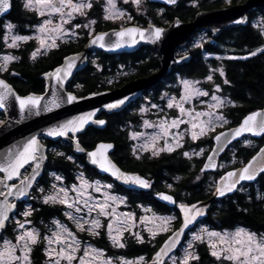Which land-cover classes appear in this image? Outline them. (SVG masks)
<instances>
[{"label": "snow or ice", "instance_id": "obj_1", "mask_svg": "<svg viewBox=\"0 0 264 264\" xmlns=\"http://www.w3.org/2000/svg\"><path fill=\"white\" fill-rule=\"evenodd\" d=\"M129 0H124V3H128ZM176 0H168V3H175ZM227 3H231V0H226ZM132 3L137 5L138 10L139 6L142 3V0H132ZM9 0H0V13H4L9 8ZM26 8L30 10H35L40 16L59 14L61 18V23L56 24L52 27L51 19H45L41 25H39V35L36 37L39 41L41 48H55L58 47L56 41L67 34V30L64 29L63 25L67 24L72 18L74 13L80 15H86V11L93 7L92 0H34V5L32 0H28V3L25 4ZM67 9V11H65ZM105 20H116L119 18L125 17L126 13L120 10L117 7L116 0H106V6L104 8ZM128 20H131V16L127 17ZM235 23H242V20H236ZM95 20H91L89 24L83 25V27H89V25H94ZM178 23V22H177ZM258 27H264V18L257 24ZM14 26L8 24L7 28L9 31L12 30ZM81 25L76 24L74 28H80ZM94 29L90 30L91 32ZM164 34V29L160 27H155L149 23L147 29H142L138 27H127L122 28L120 31L116 32L115 35L119 37L115 42H107L105 40L106 33L96 34L92 39V44H98L101 48H104L106 45L110 48H120L124 41L125 37H129L132 44H135L136 37L138 36L140 40H148L155 42L161 39ZM264 34V33H262ZM32 37L23 36V35H13L11 36V43L8 44V47L15 48L18 46V41H27ZM9 39L8 35H5V42ZM203 39V37L201 38ZM48 41H51L49 44ZM196 47H203L202 43H198ZM39 51V49H37ZM257 53H264V47L257 48L255 51L249 52V56H255ZM36 52H33L32 56H36ZM230 59H237L238 57H229ZM247 58V57H241ZM4 63L0 64V72L7 70L8 62L17 59L11 55H4L2 57ZM79 59L76 57H66V63L61 67H58L52 73H45L46 76L55 77L57 81V86L52 92L53 99L49 104L41 106V96L29 94L25 97H21L14 93L10 85H8L3 79H0V109L6 107V101L10 96H14L15 101L18 102L19 111L22 118L27 116H39L41 112H51L54 108L58 109L63 103L72 104L78 99H83V97H78L72 93H67L66 97L61 95L64 84L63 82L72 75V69L76 66V61ZM181 59H186L185 56H181ZM217 71V70H212ZM221 76H224L225 73L222 69L218 70ZM206 79L208 81L213 80V75L209 74ZM184 94L180 97L179 101H175L174 98L170 99L168 107L172 108L174 105L179 109L181 117L188 116L190 117V129H186V133H190L191 139L193 141L197 140L200 136L205 135L208 131H214L217 125L227 124V119L217 112L213 111L214 109L221 108L225 106L226 103H231V101H226L225 98H222L216 94L211 96L213 104L209 105L210 111L207 112H196L194 110L185 109L183 104L191 100L194 96H208L209 92L203 91L200 88L195 87V84L199 83L198 81L193 82L189 80H183ZM224 83H228L227 80ZM80 87V85H77ZM220 91V85H216V92ZM128 97L124 99L117 100L114 103L105 104L106 109L112 110L117 109L125 103ZM153 107H158L153 105ZM96 111L99 109L82 113L79 116L72 117L70 119L64 120L57 123L56 125L50 126L45 129V134L49 137H67L69 133L73 135L69 139H75V134L80 132L85 125L91 123L97 125H104V120L93 119L96 115ZM145 111L141 109V112ZM201 117H207L205 120H201ZM185 121L180 117H177L171 121V124H168L167 121H161L160 124L154 125L148 121H145L144 124L146 127H155L159 129V132L147 137L144 140V143L141 145V151H150L153 157L157 156L161 151L167 150L168 152H173L177 147H183L180 143L182 137L180 134H176L177 138L173 143H169L167 137L172 135L170 133V128H178L179 124L184 123ZM6 121L0 120V124H5ZM242 133H251L254 136H260L264 134V112H252L250 115L244 117L243 121L239 124L234 130H229L228 132H220L214 137L217 142L218 147L213 148V153L223 150L225 143H230L232 139L241 136ZM142 133H132V138L137 139L141 137ZM164 139V147L157 148L156 144L159 140ZM250 143V141H246ZM113 148V145L110 143H100L95 150L88 152L87 156L91 160V163L97 165L101 170L105 172H110L116 179L121 180L125 184L137 185L141 188H149L150 182L146 179H143L139 175L127 174L122 172L115 164L112 163L110 159L107 158L106 152L108 149ZM43 145L37 139L36 136H31L26 140V142L18 147L15 151H9L4 158L3 163H0V172L5 173L4 179L0 180V184H3L5 188L8 189L7 196L13 195L12 189H15V197L20 198L28 195V189L32 187L33 181H36L37 177L40 175L41 161L45 158L42 153ZM77 151H84L83 148L79 146V141L76 144ZM134 155L139 159L140 156L137 155V149H133ZM204 150L200 149L199 153H193V155L203 154ZM39 154V155H38ZM57 155L63 156V153H57ZM185 157L191 158L188 152H184ZM69 160L72 159L71 156L67 157ZM213 156L208 157V162L201 169L203 172L205 169L215 167L212 163ZM34 162L32 166V171L23 175V178L20 180L19 186L16 184L8 185L4 181L12 180L13 177L21 176L20 169L25 165ZM259 173H264V148H261L259 153L256 156L252 157L247 164L243 167L236 169L235 171H229L221 177L220 182L217 183L214 195H219L221 197L225 196L226 193L232 192L237 188V185L241 181H251L254 180ZM57 181H62V177L56 176ZM199 179V177H197ZM91 185L87 184L83 180V174H81V185L79 187L73 186L71 191L77 193V198H74L72 201L68 199L69 189L65 187L57 188L55 184L52 185L53 191L48 195L43 197V202L45 204H62L69 209H74L76 214L81 213L85 208L87 209V214L91 215L92 212L96 211L98 216H112V220H109L107 223V234L109 239L113 241L114 246L119 248H124L125 244L121 242L124 231H129L132 227L135 226L134 214L133 213H122L120 216L115 215V209L112 208V211L109 212L107 209L111 207L109 201L115 203L116 197L108 195L103 203H90L89 198L83 200L81 204L80 197L83 196L84 190L86 187ZM106 188H111L112 185L104 186ZM168 188H171L172 185H168ZM40 191L43 193L44 189L41 188ZM95 191L99 192L100 187H96ZM5 195L3 192H0V196ZM160 198L164 201L170 203H176L171 195H164L162 193L158 194ZM123 202V201H121ZM181 213L183 214V221L181 227L177 229L169 238L164 242V245L157 251L152 257L151 264H168L163 257H169L170 264H189L190 260H198V255L195 254L193 241L203 242L205 236L208 238V244L213 251L211 255L216 257L217 260L224 259L231 261L232 264H264V234H257L245 229H237L233 233L228 232H216L210 231L207 228H201L199 232H192V241H190L186 247L182 249L183 255L177 256L174 254V250L177 249V246L180 244L182 235H184L185 229H190V226L198 220L199 217L205 215V210L203 208L197 207L196 204H179ZM16 208L14 203L7 201L5 197L4 202L0 203V228L5 226V222L9 219V212ZM32 209L30 206L27 210L23 211L21 215L25 218L32 214ZM66 216L69 219L75 221L77 229L80 231H87L90 235H99L97 231L101 228V223L99 219L92 218L91 220L85 219L84 216L74 215L73 212H66ZM177 219L176 217H153L152 220H149L148 217H141L140 223L145 224L146 230L150 233L151 237L154 239L159 231H168L173 220ZM155 220H159V224H155ZM131 221V223H130ZM19 229L23 231L16 236V243L13 244L11 241H3V249L0 250V264H30L29 255L32 251V245H35L40 236L39 233L34 229H25V224H30L31 221L25 219L24 222L19 220L16 222ZM114 223L116 227L114 228ZM57 230L53 231L50 236H45L43 239L47 242L48 247L45 252L49 257V264H61V261H64L65 264H73L74 260H78V264H86L85 257L91 256L93 260H97L103 256V251L99 249H92L91 251L85 249L82 256L77 257L76 253L80 251V242L74 237V234L67 229L63 224L56 222ZM148 224H155V231L153 227H149ZM135 235L139 243H144V239L139 233H132ZM69 237L71 241L69 242ZM55 244L58 246V251L56 248L51 246ZM218 245H220L219 249ZM19 252V255H17ZM171 254V255H170ZM100 264H112L111 259H104L100 261ZM120 264H148L144 256H140L133 260H124L121 258Z\"/></svg>", "mask_w": 264, "mask_h": 264}, {"label": "trees", "instance_id": "obj_2", "mask_svg": "<svg viewBox=\"0 0 264 264\" xmlns=\"http://www.w3.org/2000/svg\"><path fill=\"white\" fill-rule=\"evenodd\" d=\"M200 6L207 5V0H201ZM209 1V0H208ZM198 11L196 6H189L185 11L176 10L173 14L182 16V19H189ZM96 23V31L101 29L100 17ZM14 23L18 31L23 33L26 24H33L36 19V14L28 9H25L19 2L12 0L10 13L5 18H0V54L7 50L15 54L14 61L7 65V70L0 72V77L5 79L16 92L20 95L28 93H42L46 88L45 73L51 72L58 67L63 59L82 49L83 44L88 37L83 36L75 41L59 43L58 47L51 48L47 52L36 57H31L30 52L33 48V42H24L18 47L8 48L4 42L5 22ZM229 40L233 41L232 51H229L222 61V65L227 77L228 83L221 84L222 92L226 93L233 101L234 105L227 108L224 115L233 119V123H238L247 113L262 107L264 103V53H257L255 56H249L248 53L255 51L257 48L264 47L262 38L256 31H251L247 26L240 30H231L228 33ZM211 45L205 46L209 49ZM202 50L199 48L191 52V59L186 65L189 72L200 71L206 72V65L201 58ZM210 50V49H209ZM138 53L113 55L103 52L96 54L100 69L92 65L90 62L87 66L70 81L67 85V90L74 92L77 96H83L90 92L112 88L113 86L105 85L103 76L107 72H111L119 66L120 63L134 62L137 59ZM229 57H238L230 59ZM247 57V58H241ZM155 60L150 59L146 64L154 65ZM80 85V87H77ZM120 82L116 84L119 86ZM3 118V114L0 113ZM103 118L106 120V125L103 129H97L89 126L83 133L78 135V141L86 149L93 148L100 141L113 143L114 149L111 158L118 164V145L119 131L118 121L119 113L111 114L103 113ZM47 144L51 146V150L47 153V158L44 164L43 175L38 182V186L46 189L49 186L51 177L49 173L54 172L63 178L65 184L75 183L76 174L80 173L88 180L106 181L109 178L100 175L94 167L85 163L84 155H73L71 145L68 142L58 140L49 141ZM264 144V134L254 140V148L252 146H239L238 144L230 147L236 151V156L243 160L250 157L257 146ZM63 153V156L57 155ZM71 156L69 160L67 157ZM227 157V155H224ZM244 187V189H240ZM230 196L221 199L216 204L212 205L206 218L203 220L205 224L215 229H227L234 226H242L256 233L264 234V173H261L256 180L248 182L240 186ZM35 191L32 193L35 196ZM117 193V189L112 190ZM30 199V207L34 209L29 216V220L39 228L47 225L52 219L65 220L62 205L45 204L36 198ZM208 196V192L205 197ZM25 202L20 201L17 205V212L20 216ZM121 209V208H120ZM156 213L159 214H174L177 219L173 221L174 229L178 227L179 215L175 211L172 213L166 207H156ZM137 213H139L137 211ZM12 221V220H11ZM9 221L2 231L3 235L14 239L13 223ZM83 236V235H82ZM144 243H139L133 236H126L123 239L124 248H114L105 236V232L101 231V235L95 237H87L92 239L94 244L103 248L108 254L121 255L126 258L136 256H144L148 260L150 255L165 239V235H158L155 238H150L142 233ZM86 238V237H85ZM187 236L185 237V239ZM195 254L198 255V260H190L189 264H215L216 260L209 252L208 247L204 243H196L194 246ZM31 264H47L44 253V244L41 241L32 245L30 253Z\"/></svg>", "mask_w": 264, "mask_h": 264}, {"label": "flooded vegetation", "instance_id": "obj_3", "mask_svg": "<svg viewBox=\"0 0 264 264\" xmlns=\"http://www.w3.org/2000/svg\"><path fill=\"white\" fill-rule=\"evenodd\" d=\"M244 1L245 0H231V3L229 4L226 0H207V5L201 7L200 5L204 3L201 0H177V2L172 5L146 0L145 3L149 9L146 15L139 16L136 14L134 15L135 20L132 23L129 22L123 25L113 24L106 21L101 24L100 30L104 31L110 28H122L131 24L139 27H146L149 23L155 27L167 28L175 19L188 22L194 18L198 11L226 8L232 5L242 4ZM189 6H196L198 8V11L192 18L184 20L182 19V16L173 14L176 10L183 12ZM262 18H264V7L256 9L252 8L246 13L243 24H239L220 32H214L207 29L197 30L193 34L190 42L184 47H177L174 52V57L177 59H180L181 56H185V54L186 57L188 56L189 58L186 61L171 67V69L166 72L154 86L141 93L135 100L128 102L120 108L118 111L119 145L117 166L124 173L141 176L143 179L148 180L151 185L149 188H141L137 185L125 184L118 179L116 181L111 179L106 180L105 182L111 184L113 189L118 190L115 194L120 197L121 201H123L121 207L129 211H140L143 208H148L155 212V209L158 206L161 208L166 207L174 213L176 211L175 206L168 207L162 204L155 198V194L159 192L170 194L176 201L175 205L191 204L204 200L211 195L216 181L224 172L242 165L249 158L243 160L241 157L236 156L238 154H236V151L230 146L238 144L239 146H252V148H254L256 146H254V140L258 139L262 134L258 137H251L246 134L227 143L220 152L215 167L207 168L202 172L201 169L206 164L207 155L213 147L214 136L221 130L234 126L237 123L234 124L233 119L225 115V118L228 121L227 124H223L222 126L217 125L214 131H208L205 135L200 136L197 140L193 141L190 133L185 132L186 129H190L191 127L189 122L191 118L188 116L181 117L179 109L175 107V105L172 108H169L167 105L170 99L174 98L175 101H179L180 97L184 94L183 80L198 81L199 86L201 85L202 89L205 90L208 81L206 77L209 74H212L213 80L208 81V83L217 84L221 87V84H224L227 77L226 74L221 76L218 70L222 69L224 71L222 61L227 53L232 51V48L234 47L233 41L229 40L227 36L229 31L240 30L247 26L251 31L254 30L261 35L262 45H264V34H262L264 33V27L257 26ZM96 28L95 25V29ZM202 37L203 39H201ZM198 43H202L203 47H196ZM208 44L211 45L209 47L210 50L205 49V46ZM199 48H204V50H202L201 58L205 62L206 72H189V68H187L186 65L192 57L191 52ZM133 52L138 53L137 59L134 62L120 63L121 66L125 67L130 72V75L127 77H122L120 85L137 77L149 76L161 68L160 59L162 56L150 45H139V47L132 52L113 55L130 54ZM150 59H153L156 62L154 65H148L146 67V64L144 63H147ZM214 69L217 71H212ZM221 94H223L224 97L230 98L226 93L221 92ZM207 100L208 102H212L207 96H194L191 100L185 102L183 106L185 109L194 110L196 112H207L209 111V107H207L206 104ZM232 102V105H226L224 108L221 107L220 110L225 112L227 108L234 105L233 100ZM153 105H157L158 107H153ZM141 109H144L145 111L141 112ZM103 113L104 112H102L98 118H103ZM177 117H180L185 122L179 124L178 128H170L169 131L172 135H169L167 140L171 144L177 138L176 134H180L182 137L180 143L183 147H177L173 152H168L167 150L161 151L155 157L151 155L150 151L146 152L140 150L141 145L147 137L159 132L158 128L146 127L144 124L145 121L154 125L160 124L161 121H167L168 124H171V121ZM200 119L205 120L206 117H201ZM132 133H142L143 135L137 139H133ZM47 140L49 139L42 138V142L50 151L51 146L47 144ZM246 141H250L251 145L245 144ZM260 146L258 145L256 150ZM156 147L163 148L164 139L159 140ZM134 148L137 149V155L140 156L139 159L134 155ZM200 149L204 150L203 154L193 155V153H199ZM184 152H188L191 158L185 157L183 155ZM224 155H227V157H224ZM230 155H234L237 158V162L227 169L216 170L217 164L227 159ZM29 168L30 166L25 168L23 175L28 172ZM210 176H212V178H210ZM197 177H199V179H197ZM244 184L246 183L239 184L237 188ZM168 185H172V187L168 188ZM207 192L208 196L205 197ZM218 201L220 200H215L212 205L216 204ZM18 203L19 202H17L16 205H18ZM180 222L181 220L179 217L178 226L180 225Z\"/></svg>", "mask_w": 264, "mask_h": 264}, {"label": "water", "instance_id": "obj_4", "mask_svg": "<svg viewBox=\"0 0 264 264\" xmlns=\"http://www.w3.org/2000/svg\"><path fill=\"white\" fill-rule=\"evenodd\" d=\"M149 1L150 2H158V3H162V4H166V5H172L173 4V3H168V0H149ZM176 2H177V0H176ZM9 5H10L9 8L4 13H0V18H5L10 13L11 7H12V0H9ZM259 7H264V0H245L242 4L232 5V6H229L226 8L212 9V10H208V11L201 10L195 14L194 18L191 21L183 22V21H180L178 19L173 20L168 25L167 28H162V29H164V34L162 35L161 39L158 41L151 42L148 40H140L139 37L137 36L136 37L137 42L135 44H132L130 41V38L125 37L124 41H126V42H124L120 48H110L107 45L104 48H101L98 44H92L91 39L96 34L106 33L107 35L105 37V40L107 42H115L118 39H120L119 37H117L115 35V33L120 31L122 28L138 27V28H142V29H147L149 27V24L146 27H139L137 25L131 24V25H127V26L122 27V28H110V29H107L104 31L95 32L83 44L82 49L80 51L66 56V57L78 56L79 59L76 61V66L72 69V75L69 76L63 82L64 87H63V90L61 91V95H64L66 97V94L69 92L76 95L74 92L67 90V85L70 81H72V79L76 76V74L81 72L87 66L88 60H89V55H90V53H93V52H103V53H107V54L128 53V52H132V51L136 50L139 47V45H150L155 50H157L162 56L160 59L161 68L157 72H155L149 76L134 78L132 80H129L128 82H126L123 85L90 92V93L83 95V96H78V97H83V99H78L76 102H74L72 104L63 103L60 108H58V109L54 108L51 112H41V114L39 116H27L26 118H22L20 111H19L18 102L15 101L14 96H10L8 98V100L6 101V107L3 109H0V113H2L4 116L3 121H6L5 124H0V163H3L5 156L7 155V153L10 150L15 151L18 147L22 146L28 138H30L31 136H36L37 139L40 141V143L43 145L42 153H43V156L45 158L40 162L41 163L40 175L37 177L36 181H33V184H32V187H33L34 184L41 178V176L43 174L44 164H45V161L47 158L46 157L47 156L46 155L47 154V146L42 142V138H47L51 141L62 140V141L68 142L71 145V151H72L73 155H84L85 163L87 165L94 167L100 175L107 176L109 179L116 181L117 179L115 178V176H113L110 172H105V171L101 170L97 165L92 164L91 160L87 156V153L95 150L96 147L100 143H110V142L100 141V142L96 143L93 148H90V149H86L79 142V146L84 149V151L81 152V151L76 150L78 135L83 133L89 126H93L97 129H103L106 125V120L104 118H98V116L102 112H104L105 114H111L113 112H118L123 105L127 104L130 101L135 100L141 93H143L144 91H146V90L150 89L152 86H154L160 80V78L166 72H168L171 69V67H173L177 64H180L183 61H186L189 58L188 56L186 57V59H181V58L177 59L174 57V52H175L177 47H179V48L184 47L188 42H190L192 40L193 34L197 30L207 29V30H212L214 32H220V31H223L226 29H230V28L235 27L239 24H243L245 17H246V13L252 8L256 9ZM236 20H242L243 22L237 24L234 22ZM65 58L63 59V61L61 62V64L58 67H61L62 65H64L66 63ZM58 67H56V68H58ZM56 68H54L49 73L54 72V70ZM44 77H45V81H46V88H45L44 92H42V93H33L32 92V93H28L26 95L18 94L10 83H8L2 77H0V79H3L8 85L11 86L14 93L21 96V97H25L29 94L41 96L42 99H41L40 103H41V106H43L45 104H49L50 101L53 99L52 92H53L54 88H56V86H57V81H56L55 77H49V76H44ZM125 97H128V99L125 101V103L123 105H121L117 109L109 110V109H106L104 107L105 104L114 103L115 101L124 99ZM97 109H99V111H96V115L93 117V119L94 120L95 119L104 120L105 124L104 125H97V124L90 122L89 124L85 125V127L80 132H77L75 134V139H69V137H71L73 135L72 133H69V136H67V137H49L45 134V129H47L50 126L56 125L57 123L62 122V121L67 120V119H70L72 117L79 116L82 113L92 112V111H95ZM252 112H264V103H263L261 108L254 110ZM252 112L247 113L245 116L250 115ZM245 116H243V118L236 125L231 126L229 128H226L224 130H221L220 132H228L229 130H234L243 121ZM220 132H218L216 135H218ZM246 134L250 135L251 137H258V136H254L251 133H242L241 136L246 135ZM241 136L236 137L235 139H232L231 141L236 140V139L240 138ZM110 144L113 145V143H110ZM226 144L227 143L224 144V147ZM216 147H218V145H217V142L215 141V139L213 138V147L207 155L206 163L208 162V157L210 155H212L214 157L212 163L215 165V163L218 159V156H219L220 152L222 151L221 150V151H217V152L213 153L212 150H213V148H216ZM261 148H264V144L261 145L242 165L237 166L235 168H231V169L227 170L226 172H224L216 181V184H215V186L211 192V195L208 198L194 202V203H191V204H196L197 207L203 208L205 210V215L199 217L198 220L196 222H194L193 225L190 226V229H185L184 235H182V237H181L180 244L177 246V249H175L174 252L176 250H178V248L180 247V245L184 241L185 236L196 226V224L198 222H200L201 220H203L204 218H206L208 211L210 210L212 203L215 200H221L223 198H226L227 196L232 195L236 191V189H234L232 192L226 193L225 196H223V197H221L219 195H214L213 193L215 192L216 185L218 182H220L221 177L224 176L225 173H227L229 171H235L236 169L243 167L250 160H252L253 156H256L259 153ZM113 149H114V145H113V148L107 150L106 156L108 159H110L112 161L113 164H115L117 166V164L112 160V158L110 156ZM29 166H30V168H29L27 173H30L32 171V166H34V162H30V164H27L23 168H21L20 169L21 174L25 170V168L29 167ZM117 168H118V166H117ZM209 168H213V167L210 166ZM260 174L261 173H259L257 175V177ZM4 176H5V173L0 172V180H3ZM22 178H23L22 175L17 176V177H13L12 180L4 181V183H6L8 185L16 184L17 186H19L20 180ZM254 180L241 181L240 184L252 182ZM32 187L28 189V193L30 192ZM7 191H8V189L5 188L3 184H0V192H3L5 194V195L0 196V203L4 202L5 197H7L8 202L14 203L15 205H16V202H18V201H27L29 199V194L24 196V197L16 198L15 197V189H12L13 195H11V196H7ZM160 193H162L164 195H170V194L165 193V192H159V193L155 194V198L159 202H161L162 204H164L168 207L175 206V209L179 214L181 222H180V225L175 230H173L161 242V244L155 249V251L150 255L149 259L147 260L148 264H151L152 257H154L155 253L157 251H159V249L164 245V242L169 238V236H171L177 229H179L181 227V223L183 221V214L181 213L180 208L178 207L179 204L175 205L174 203H170V202L162 200L160 198V196L158 195ZM15 212H16V208H14L12 211H10L9 212V218H10V215L15 213ZM7 221L5 222V226H6ZM5 226L0 228V235H1L2 230L5 228ZM167 258L168 257H163L164 260H166Z\"/></svg>", "mask_w": 264, "mask_h": 264}, {"label": "rangeland", "instance_id": "obj_5", "mask_svg": "<svg viewBox=\"0 0 264 264\" xmlns=\"http://www.w3.org/2000/svg\"><path fill=\"white\" fill-rule=\"evenodd\" d=\"M15 1L19 2L25 9L30 10L29 8L25 7V4L28 3V0H15ZM145 1L146 0H142V3L139 6V10H138L137 5L133 4L132 0H129L128 3H124V0H116L117 7L126 13L125 17L119 18L116 20H105L103 17L105 15L104 8L106 6V0H92L93 7L86 11V15H80L78 13H74L73 18L67 24L63 25L64 29L67 30V34L65 36H63L62 38L58 39L56 41V43L59 44V43H63V42L75 41V40H78L79 38H81L83 36H87V37L92 36L96 31L95 25L97 22H99L97 16L100 17V24H103L106 21L113 23V24H119V25H123V24L129 23V22L132 23L135 20L134 15L137 14L140 16V15H146L148 13L149 9H148V6L145 3ZM74 2H76V0H74ZM32 3L34 5V0H32ZM30 11H32L36 14L37 20H35V22L33 24H26L24 27L25 31L23 33H20L18 31V28L14 23L8 22V20H7V22H5V25H4L5 33H4L3 40L5 42V35H8L9 39L7 42H5L6 46L8 47V44L11 43V36H13V35H23V36L32 37L31 39H29L27 41H18L17 44L19 46L24 42L32 41L33 42V45H32L33 48L30 52V55H31V57H33L32 56L33 52H36L37 53L36 56H39L40 54H43V53L47 52L49 49H51V48L45 49V48L40 47L39 41H38V39H36V37L39 35V32H38L39 25H41L45 19H51L52 25H49L48 27H52L56 24H60L61 18H60L59 14H51V15L46 14L45 16H40L35 10H30ZM65 11H67V9H65ZM128 16H131V20L127 19ZM91 20H95L96 23L94 25H89V27H83V25L89 24V22ZM9 23L14 26L11 31H9V29L7 28V25ZM76 24L81 25V27L80 28H74V25H76ZM92 29H94V31H92L91 35H90V30H92ZM100 31H103V30H100ZM48 43L50 44L51 41H48ZM8 48L10 49L11 47H8ZM37 49H39V51H37ZM96 53L97 52L90 53L88 63L90 62L92 65L97 67V70H99L100 66L98 65V58L96 56ZM4 55H11V56L15 57V54L13 52L7 50L6 52H3L0 54V64L4 63V61L2 59V57ZM14 60H12V61H14ZM12 61H10V62H12ZM10 62H8V64ZM128 75H130L129 70L126 69L125 67L121 66V64H119L117 69H115L111 72L105 73L103 76V80L105 81V85L115 87L116 84L121 81L122 77H127ZM192 81L196 82L194 80H192ZM206 84H207V87L205 90L202 89L201 85L199 86V83L195 84V87L200 88L203 91L209 92V95L207 97H209L211 101H212L211 96L213 94H216L222 98H225L226 101H231V103H226L225 106L226 105L229 106V105L233 104V102L230 98L224 97L223 94H221V92H222L221 87H220V91L216 92V85L217 84H211V83H208V81ZM213 103H214V101H212V102H208V100L206 101L207 107H209V105H211ZM223 108H224V106H223ZM220 109L221 108H218V109H215L214 111L217 112L218 114H222L225 117L224 112L221 111ZM208 110L210 111V108ZM206 119H207V117H206ZM0 120H4V119H1V117H0ZM245 144L251 145L250 143H245ZM236 162H237V158L234 155H230L227 159H225L222 162H219L217 164L216 170L227 169L230 166L234 165V163H236ZM49 176L52 177V181L50 183V186L48 188H46L43 193L40 191L41 187H38L37 191L35 192V196H33V198H36V199L40 200L41 202H43V197L45 195H48L49 193H51L53 191V189H52L53 184H55L57 186V188L65 187V188L69 189V191H68L69 201H72L74 198H77V193L74 191H71V189L74 185L77 187H79L81 185V174L80 173L76 174V176H75L76 182L70 183V184H65L63 182V178H62V181H57L55 179V177L60 176L57 173L51 172V173H49ZM210 178H212V176H210ZM83 180L86 181L87 184H89L91 186L85 188L83 196L80 197L81 204H83V200L85 198H89V197H91V199L89 201L90 203H103L104 200L106 199V197L108 195H111L112 197H116L118 199H116L115 203H113L112 201H109V203L111 205V207L107 209L109 212H111L112 208H114L116 216H120L122 213H133L134 214L135 226L132 227L129 231H124L123 237L121 238L122 243H123V239H125V237L128 235L136 238L135 235H133L132 233H139L140 236H142V233H144L148 237L152 238L150 233L146 230L145 224L140 223L141 217H148L149 220H152L153 217H175L174 214H171V213L159 214V213H156L154 211H151L148 208H143L142 210L138 211L139 213H137V211H131V210L127 211L124 209H120V206L122 205L121 199L115 193L112 192V190H113L112 187L110 189L104 187L106 185H109L107 182H102L100 180H88L84 176H83ZM98 186L100 187L99 192L95 191L96 187H98ZM240 189H244V187H240ZM52 205H54V204H52ZM56 205H62V204L56 203ZM29 206H30V204L28 202L25 203L23 205V209H22L21 213L23 211L27 210L29 208ZM62 206L64 207L63 213H64L65 220H58V219L54 218L49 223H47V225L43 226V228L37 227L36 225H34L32 223L31 220H30L31 221L30 224H27V223L25 224V229H34L36 232L39 233L40 238H39L38 242L42 240V242L44 244V253L46 256L47 264H49V257L46 255L45 250L48 247V245H47V242L43 239V237L50 236L53 231L57 230L56 222H59L60 224H63L65 227H67V229L74 234V237L77 240H79L80 251H78L76 253L77 257L82 256L85 249H87L89 251H91L92 249H99V250L103 251V256L97 260H93L91 256L85 257L86 264H100V261L104 260V259H111L112 264H120L121 258H123L124 260H133L134 261L136 258L140 257V256H136V257H132V258H126V257H123L121 255H117V254L116 255L108 254L103 248H100L99 246L94 244L92 239L87 238V237H95L98 235H90L87 231L78 230L75 221L72 219H69L68 216L65 215V213L66 212H73L74 215L84 216V218L88 219V220H91L92 218L99 219V221L101 223V228L97 230L100 233L99 235H101V231H104L105 236L108 239V241L110 242V244L112 245V247L118 249L119 247L114 246L113 241L111 239H109L108 234H107V223L109 222V220H112V216H108V217L98 216L96 211L92 212L91 215H88L86 208L81 213L76 214L74 212V209H69L65 205H62ZM25 219L29 220V216L27 218H25L21 214H20V216L18 214H15L11 218V220H12L11 223H13L12 231L14 232V239L9 238L8 236L2 234L0 237V250L3 249V247H4L3 241H5V240L11 241L13 244L16 243V236L20 232L23 231L22 229H19L16 222L18 220L20 222H24ZM173 221L171 222V225H170V228L168 231H166V232L165 231H159L156 236H158V235H165V236L169 235L174 230ZM130 223H131V221H130ZM159 223H160L159 220H155V224H159ZM155 224H148V226L153 227V229L155 231L156 230ZM115 227H116V225L114 223V228ZM201 228H207L210 231H216V232H221V233H223V232L233 233L237 229H245L247 231L254 232V231H252L250 229H246L242 226H234L232 228H227V229H215V228H211L210 226H208L204 222H200L197 226H195V228H193L188 233L187 238L180 245L178 250L174 252V254L177 255L178 257L182 256L183 255L182 249L184 247H186L190 241H192V232H199ZM254 233H256V232H254ZM257 234H263V233H257ZM71 239L72 238L69 237V242L71 241ZM196 243H204L208 247L210 253H211V251H213V249H211L209 247L208 238L206 236H205L203 242L193 241V247L195 246ZM51 247L56 248V250L58 251L57 245L53 244ZM219 247H220V245H218L217 250L219 249ZM17 255H19V252H17ZM214 258L216 260L215 264H232L231 261H227L224 259L217 260L216 257H214ZM29 259H30V255H29ZM165 261H167L168 264H170L169 257ZM30 264H31V262H30ZM61 264H65V262L61 261ZM73 264H78V260H74Z\"/></svg>", "mask_w": 264, "mask_h": 264}]
</instances>
